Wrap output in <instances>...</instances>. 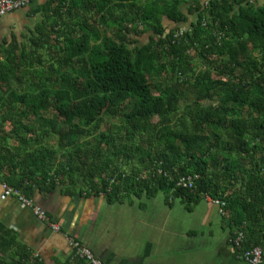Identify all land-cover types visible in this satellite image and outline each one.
I'll use <instances>...</instances> for the list:
<instances>
[{
    "label": "trees",
    "instance_id": "16d2710c",
    "mask_svg": "<svg viewBox=\"0 0 264 264\" xmlns=\"http://www.w3.org/2000/svg\"><path fill=\"white\" fill-rule=\"evenodd\" d=\"M48 0L0 43V182L110 202L208 196L264 247V4ZM196 20L178 38L175 24ZM206 22V25L203 24ZM150 33L148 43L140 37ZM198 174L193 186L179 184ZM17 247L0 225V255ZM149 243L147 251L150 252ZM11 261L41 264L18 247Z\"/></svg>",
    "mask_w": 264,
    "mask_h": 264
},
{
    "label": "crops",
    "instance_id": "0c3cea01",
    "mask_svg": "<svg viewBox=\"0 0 264 264\" xmlns=\"http://www.w3.org/2000/svg\"><path fill=\"white\" fill-rule=\"evenodd\" d=\"M47 1L33 0L27 7L3 16L0 43L12 33L18 39L19 35L23 39L29 35L41 20L40 14H32L33 10ZM248 2L264 4V0L245 1ZM194 19L197 18L192 15L187 22L191 24ZM2 194L0 182V225L12 232L17 242V247L0 255L9 261L18 255V247H23L38 255L41 264H90L76 255L73 241H78L105 264H251L237 254L226 220L221 226V240L213 242L212 216L221 210L218 205L219 209H215L211 199H206L210 208L199 223L192 217L196 207L179 209L176 199L169 203L166 196L160 197V192L148 199L110 202L101 194L71 196L59 189H34L32 197H26L33 206L14 195L3 199ZM36 208L44 211L47 219H41ZM149 243L152 248L145 253Z\"/></svg>",
    "mask_w": 264,
    "mask_h": 264
},
{
    "label": "built area",
    "instance_id": "2783aa9c",
    "mask_svg": "<svg viewBox=\"0 0 264 264\" xmlns=\"http://www.w3.org/2000/svg\"><path fill=\"white\" fill-rule=\"evenodd\" d=\"M32 1L33 0H0V19L8 13L27 7ZM203 24L206 25V22L203 21ZM198 176H199L198 174L185 175L182 177L179 184L193 186L195 179ZM2 188H3V194H2L3 199L14 195L17 196L25 205L33 206V202L27 199L19 190L14 189L13 187L9 186L6 183L2 184ZM207 199H211L212 201H214V203L219 205L221 212L223 211V206L225 205L224 201H222L219 198H212L211 196H208ZM35 210L37 215L41 219H47V214L44 211H42L40 208H36ZM52 227L56 230L59 229V226L55 224H52ZM244 237H245V232L243 230H237L235 237L231 239L234 247L241 246ZM73 244L76 248V255L78 257L86 260L90 264H105L102 260L98 259L95 256V254L90 248L82 245L78 241H73ZM239 256L245 258L251 264H264V247L262 246L247 247L242 252H240ZM31 258L38 259L39 257L38 255L31 254Z\"/></svg>",
    "mask_w": 264,
    "mask_h": 264
},
{
    "label": "rangeland",
    "instance_id": "374dc122",
    "mask_svg": "<svg viewBox=\"0 0 264 264\" xmlns=\"http://www.w3.org/2000/svg\"><path fill=\"white\" fill-rule=\"evenodd\" d=\"M35 22H32L31 25L34 26ZM164 25L167 27L168 30L179 27L180 30H177L173 34V38H178L179 35L184 31V29L190 27L191 24L189 21L185 22V23L175 24L165 17L164 18ZM19 39H20V41L24 40L23 37H21L20 35H19ZM149 39H150V33L144 34L143 36L140 37V44L143 45V44L148 43ZM159 195H160V197H165L167 195V193L161 191ZM218 206L216 204V206H214L215 209H217ZM176 207L179 209H187L185 204L182 202V200L180 198L176 199ZM209 208H210V203L208 202V200H206V199L203 200L200 204H198L196 206V210L194 212H192V217L200 223L201 221H203L205 219L206 209H209ZM219 212L220 211H218V210L214 211L213 216H212L213 229H214V238H213L214 243H216L217 241H220L222 238L221 236L223 235V230L221 229V226L224 224L225 219H224V216L222 215V212H220V213Z\"/></svg>",
    "mask_w": 264,
    "mask_h": 264
}]
</instances>
